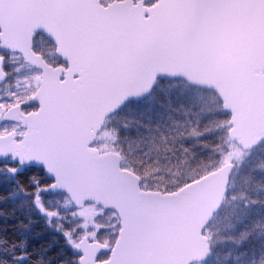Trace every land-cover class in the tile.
I'll return each instance as SVG.
<instances>
[{
    "label": "snow or ice",
    "instance_id": "1",
    "mask_svg": "<svg viewBox=\"0 0 264 264\" xmlns=\"http://www.w3.org/2000/svg\"><path fill=\"white\" fill-rule=\"evenodd\" d=\"M0 264H264V0H0Z\"/></svg>",
    "mask_w": 264,
    "mask_h": 264
}]
</instances>
